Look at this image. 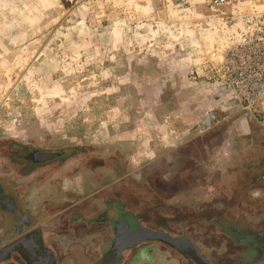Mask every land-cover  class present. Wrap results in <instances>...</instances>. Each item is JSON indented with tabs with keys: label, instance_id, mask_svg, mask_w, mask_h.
I'll return each mask as SVG.
<instances>
[{
	"label": "rangeland",
	"instance_id": "rangeland-1",
	"mask_svg": "<svg viewBox=\"0 0 264 264\" xmlns=\"http://www.w3.org/2000/svg\"><path fill=\"white\" fill-rule=\"evenodd\" d=\"M255 9L264 11V0L222 9L210 0H0V139L121 149L133 175L142 167L146 181L173 182L157 192L161 203H149V225L190 237L210 264H264L254 238L264 235V180L252 186L246 164L240 171L206 168L207 146L199 138L187 151L173 150L170 165L164 158L152 163V149L163 155L174 148V136L198 135L210 109L240 118L241 155L259 131L252 132V121L264 127V102L246 109L209 77L226 45L221 15ZM231 134L220 129L207 145ZM131 178L127 185L119 180L123 199L125 188L136 186ZM79 235L64 264H96L103 238ZM119 264L189 263L150 244V252Z\"/></svg>",
	"mask_w": 264,
	"mask_h": 264
},
{
	"label": "flooded vegetation",
	"instance_id": "flooded-vegetation-1",
	"mask_svg": "<svg viewBox=\"0 0 264 264\" xmlns=\"http://www.w3.org/2000/svg\"><path fill=\"white\" fill-rule=\"evenodd\" d=\"M228 92V91H227ZM225 113L221 111H210L205 114L204 119L200 122L201 130L210 128L217 121L227 120ZM240 119V118H239ZM253 139L248 142L245 152L240 151V137L237 138V161L236 168L238 171L246 164L247 171L246 179L252 185L256 186L257 181L264 180V127L260 121L253 120L251 123ZM263 128V129H262ZM240 138V139H239ZM250 144V145H249ZM0 154L5 157L6 166L9 169H14V175L9 177L15 182L18 175L35 174L38 171H43V185L54 187L57 190L64 189L69 181H75L80 176L81 185L85 192L97 193L96 198L100 203H114L115 217L107 216V212H103L97 218L89 219L90 228L93 226V220L97 223L98 228L105 230L102 235L103 243L106 246L104 252L99 249L97 254L101 255L96 264H119L121 260H126L128 256H134L141 250L150 252V244L162 245L175 253H179L189 264H200L193 258H188L179 249L186 250L183 243H179V249L171 246L165 241L167 236L164 235V240H143L134 242V234L131 230L139 227L150 228L156 231H164L173 237L190 238L188 236L174 235L168 226L154 228L149 225L150 211L153 207L149 203H161L157 199V192L160 188H169L173 185L169 179H161V183L154 184L151 180H144V171L139 168L135 175L129 171L126 163L125 154L115 148L104 145H95L93 143H65L58 148L34 147L29 142H20L15 139H0ZM118 174L119 178L112 181L111 175L105 170ZM131 178L136 184L130 192L125 188L124 199L118 191H121L122 180L127 185L128 179ZM119 181V182H118ZM70 185V184H69ZM162 185V186H161ZM73 189V186H69ZM137 188V189H136ZM135 192V202L133 199L128 200L129 193ZM150 192L153 197H150ZM150 197V199H148ZM9 199L0 196V203H9ZM133 202V203H132ZM126 203L123 207L121 204ZM156 208H158L155 205ZM113 209V210H114ZM152 219L160 223L157 215H152ZM77 217H74V219ZM75 219V220H76ZM78 221L80 218L77 219ZM83 221V222H82ZM29 229L20 227L17 224L16 233L9 241L0 248V264H64L65 259L73 257L71 249L65 252L54 244L51 246V239L46 238L45 231L42 227H34L30 221L26 222ZM86 220L81 219L80 223H75V227H85ZM151 224V223H150ZM96 226V227H97ZM84 230V229H83ZM239 234L246 236L249 232L239 230ZM91 235V234H90ZM89 235V236H90ZM257 239L258 245L256 250L261 251L264 248V236H254ZM105 239V240H104ZM191 239V238H190ZM108 245V246H107ZM95 246L93 245L92 248ZM159 247V246H158ZM95 252V251H94ZM93 252V254H94ZM210 264V263H209Z\"/></svg>",
	"mask_w": 264,
	"mask_h": 264
},
{
	"label": "crops",
	"instance_id": "crops-1",
	"mask_svg": "<svg viewBox=\"0 0 264 264\" xmlns=\"http://www.w3.org/2000/svg\"><path fill=\"white\" fill-rule=\"evenodd\" d=\"M216 110L226 112L216 108L210 109L205 114ZM226 117L228 118L224 120L225 122L223 120L217 121L213 123L210 128L204 131L201 130L198 135L194 137L191 135L174 136L171 139L176 143L174 148L163 155L157 156L159 151H154L152 149V152L155 153L156 156L153 158L152 163L164 158L170 165L172 163L173 150L187 151L186 148L190 146L192 141H196L199 138L205 142L204 144L207 146L202 161L206 168L211 169L217 167L218 171L224 168H227L226 171L234 170L236 168V161L238 160V143L236 140L240 137L241 127L238 126L237 120L239 117L231 118L230 115H226ZM229 128H232L231 137L226 135L221 140L215 142L213 146L209 147V145H211L210 143H212V139H215L216 133L220 129ZM122 152L124 153V151ZM4 158L3 154H0V196L8 198L10 202L4 204L0 203V248L15 235L17 224L20 227H25V229L31 228V226L27 225V221L33 223L34 227H42L45 231L46 238L51 239V246L55 247L52 243H56L63 252L70 249L74 244H79L80 232L86 234L87 239L89 237L94 238L96 234L100 235L98 238H102L105 230L100 227L98 228L97 225L100 222L97 221L96 223L93 220L90 222L93 224L90 228L89 219L97 218V216L103 212H107V216L109 217H115L116 211L113 208L115 207L114 203H100L96 198L97 193L85 192L82 187H79L81 185L80 176H78L75 181H69L73 189H69L70 185L68 183L65 185L64 189L61 190L43 185L42 170L35 174L17 175L14 180L15 182H10L11 180L9 177L13 176L15 171L13 168L9 169L8 165L6 166ZM224 159L226 160L224 161ZM222 162L226 167H222ZM126 163L128 167L127 157ZM217 163L220 164V166L217 165ZM108 174L111 175V171H109ZM163 174L162 172L161 175L163 176ZM168 174L174 175V173L169 170ZM168 200L174 202L175 195ZM121 205L125 207L126 203ZM74 217H77V219L80 218V220H86V226L82 228L79 226L75 227L74 224L80 223V220L78 221L76 218L75 220ZM66 238H69L71 241L65 242ZM103 246V249H105L106 246L104 243Z\"/></svg>",
	"mask_w": 264,
	"mask_h": 264
},
{
	"label": "built area",
	"instance_id": "built-area-1",
	"mask_svg": "<svg viewBox=\"0 0 264 264\" xmlns=\"http://www.w3.org/2000/svg\"><path fill=\"white\" fill-rule=\"evenodd\" d=\"M255 1L210 0V3L222 9ZM241 12L221 15L226 45L221 47L218 61L212 63L209 77L216 78L250 110L264 102V11Z\"/></svg>",
	"mask_w": 264,
	"mask_h": 264
},
{
	"label": "water",
	"instance_id": "water-1",
	"mask_svg": "<svg viewBox=\"0 0 264 264\" xmlns=\"http://www.w3.org/2000/svg\"><path fill=\"white\" fill-rule=\"evenodd\" d=\"M134 234V242H140L143 240H164V235L168 238L165 239L171 246L179 249V243H183L186 250L179 249L183 252L186 257L193 258L196 262L200 264H209L206 258H204L197 247L194 245L190 238L173 237L164 231H156L150 228L139 227L138 229L131 230Z\"/></svg>",
	"mask_w": 264,
	"mask_h": 264
}]
</instances>
